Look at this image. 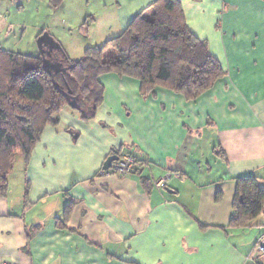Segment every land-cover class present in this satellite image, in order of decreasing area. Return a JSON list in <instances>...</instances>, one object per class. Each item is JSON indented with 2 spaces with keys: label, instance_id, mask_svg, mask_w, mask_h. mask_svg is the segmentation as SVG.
<instances>
[{
  "label": "crops",
  "instance_id": "0c3cea01",
  "mask_svg": "<svg viewBox=\"0 0 264 264\" xmlns=\"http://www.w3.org/2000/svg\"><path fill=\"white\" fill-rule=\"evenodd\" d=\"M80 1L86 16L116 19L117 36L154 0ZM179 1L225 75L189 100L163 86L144 96L139 80L108 73L94 118L63 108L0 191V264L264 263V215L232 224L236 178L264 186V0ZM131 151L133 173L103 168Z\"/></svg>",
  "mask_w": 264,
  "mask_h": 264
},
{
  "label": "trees",
  "instance_id": "16d2710c",
  "mask_svg": "<svg viewBox=\"0 0 264 264\" xmlns=\"http://www.w3.org/2000/svg\"><path fill=\"white\" fill-rule=\"evenodd\" d=\"M50 1L58 9L65 2ZM44 34L38 38V46H42H39L38 66L24 72L13 93L7 91L5 84L2 86L4 91H0V108H6V114L16 116L22 122L19 126L12 124L10 118L0 117V191L3 194L9 191V175L14 169L17 153L20 152L28 164L45 127L60 123L63 108L69 106L85 120L95 117L104 100L103 75L113 73L139 80L144 96L163 86L189 100L198 98L225 75L207 41L199 39L188 28L179 0H154L122 33L107 39L102 46L86 48L79 60L70 58L65 52L68 50L48 34L45 41H41ZM48 38L52 41L50 45H46ZM3 53H7L9 59L0 71V78L5 69L11 78H15L17 65L27 68L32 60L27 55H15L1 47L0 60ZM9 89L12 90V86ZM15 103L20 104L15 111L22 108L27 117L23 119L12 114ZM130 153L137 161L133 173L140 160L135 152ZM236 182L232 224L246 225L264 215V186L256 175L239 176ZM71 206L69 202L65 207L67 216ZM37 229L33 228L28 236L32 238Z\"/></svg>",
  "mask_w": 264,
  "mask_h": 264
},
{
  "label": "rangeland",
  "instance_id": "374dc122",
  "mask_svg": "<svg viewBox=\"0 0 264 264\" xmlns=\"http://www.w3.org/2000/svg\"><path fill=\"white\" fill-rule=\"evenodd\" d=\"M79 5L78 8L72 10L71 14H66L64 8H55L50 0H0V47L9 53L23 54L32 58L27 68L26 66L17 65L15 78H11L6 69L1 73L0 91H4L2 86L5 84L7 91L13 93L14 89L18 87V80L24 75V72L38 66L40 56L38 38L41 34L47 33L53 37L63 49L74 48V52H67L66 50L65 52L75 60H79L84 56L86 48L96 45L102 46L104 41L115 36V32L118 31L115 28L121 26V24L116 25L118 24L116 19L91 18L90 15L86 16L83 13L86 3L81 4L79 0ZM85 11H88L87 7ZM82 13L84 15H81ZM112 23L115 25L114 29H112L113 26L111 27ZM47 34H44V38L47 37ZM94 41L100 42H97L99 44L96 45H89L90 42V44L96 43ZM8 59L7 53H3L0 60V71L6 67ZM17 61L20 62L19 57ZM7 70L8 72L11 71L10 68H7ZM11 86L12 90L9 89ZM5 103L8 104L7 101ZM18 105L20 104H13L12 114L20 115L24 119L27 114L22 108L15 111ZM21 105L25 107V104L22 103ZM5 109L0 108L1 119L10 118L12 124L22 125V122L16 119V116L6 114ZM21 160L25 163L24 167H28L24 156L18 152L16 161ZM15 169H17V165Z\"/></svg>",
  "mask_w": 264,
  "mask_h": 264
},
{
  "label": "built area",
  "instance_id": "2783aa9c",
  "mask_svg": "<svg viewBox=\"0 0 264 264\" xmlns=\"http://www.w3.org/2000/svg\"><path fill=\"white\" fill-rule=\"evenodd\" d=\"M136 164L137 161L135 156L130 152H125L124 154L120 155L119 160H117L113 164L112 170L116 173H119L120 175H129L133 171ZM170 177V174H167L161 180H157L156 183L158 187H163L164 185H166L167 179H169ZM256 250L259 254L264 255V238L258 241L256 245Z\"/></svg>",
  "mask_w": 264,
  "mask_h": 264
},
{
  "label": "water",
  "instance_id": "95a60500",
  "mask_svg": "<svg viewBox=\"0 0 264 264\" xmlns=\"http://www.w3.org/2000/svg\"><path fill=\"white\" fill-rule=\"evenodd\" d=\"M45 38L43 39H40L41 41H43ZM45 41V40H44ZM52 43V41L49 39V40H46V45H50ZM40 46V45H39ZM53 46H51L50 50L52 49ZM40 48H42V46H40ZM119 160V156L118 155H113V156H110L107 160V163L104 165V169L107 170L109 168L112 167V164L113 162Z\"/></svg>",
  "mask_w": 264,
  "mask_h": 264
},
{
  "label": "clouds",
  "instance_id": "9594fccd",
  "mask_svg": "<svg viewBox=\"0 0 264 264\" xmlns=\"http://www.w3.org/2000/svg\"><path fill=\"white\" fill-rule=\"evenodd\" d=\"M120 157V156H119Z\"/></svg>",
  "mask_w": 264,
  "mask_h": 264
}]
</instances>
